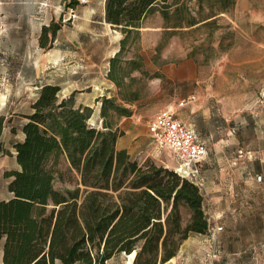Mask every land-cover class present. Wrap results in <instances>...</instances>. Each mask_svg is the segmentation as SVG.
<instances>
[{
  "label": "trees",
  "instance_id": "trees-1",
  "mask_svg": "<svg viewBox=\"0 0 264 264\" xmlns=\"http://www.w3.org/2000/svg\"><path fill=\"white\" fill-rule=\"evenodd\" d=\"M79 4L64 0L65 9ZM235 5L236 0H105V21L124 35L108 72L121 99L139 98L137 90L125 92L137 80L134 71L158 75L143 70L138 54H123L139 38L145 18L159 14L163 41L203 28L209 36L220 28L219 15ZM60 27L57 21L42 26L39 47L51 48ZM220 48L221 41L215 51ZM59 91L57 85L39 86L31 111L23 115V138L13 144L18 168L3 174L11 178V197L0 201L2 264H107L121 254L132 264H165L184 240L209 232L203 191L195 182L117 149L123 134L117 120L131 115L130 108L103 96L97 127L90 122L92 108L76 106L73 94L62 98ZM67 172L74 188L57 189L56 180Z\"/></svg>",
  "mask_w": 264,
  "mask_h": 264
},
{
  "label": "rangeland",
  "instance_id": "rangeland-1",
  "mask_svg": "<svg viewBox=\"0 0 264 264\" xmlns=\"http://www.w3.org/2000/svg\"><path fill=\"white\" fill-rule=\"evenodd\" d=\"M78 1V8L65 9L64 0H0V117L4 118L0 134L1 198L7 197L3 171L15 166L12 158L13 143L23 138V115L31 111L30 106L38 95L37 80L50 74L54 81L61 82L65 87L66 83L83 76L84 72L80 64H83L85 58L82 56L78 60L77 54L72 51L73 46L90 47L97 54L101 47H106V42H110L103 38V41L84 44L82 39L87 37L84 31L88 22L83 15L86 10H93V15H98L103 0ZM51 19L61 21L57 35L63 41H68L64 44L69 47L67 54L54 48L45 50L39 47L40 27L49 24ZM162 24L158 13L145 18L140 35L143 39L138 38L133 51L139 53L144 47L145 52L151 55L153 64L170 65L180 69L181 73L184 70L194 74L198 83L193 88L196 86L205 94H212L222 119L230 111L229 101L239 104L240 109L243 99L242 85H250V91L244 93L247 95L245 101L260 100L264 103V0H236L234 10L219 15L220 28L209 36L208 30L203 28L190 33L181 32L163 41ZM92 25H96L90 26L92 32L100 30L105 37L104 29H99L97 24ZM220 41L222 48L218 52L215 48ZM210 42L215 47L214 50L209 49ZM158 43L162 45L157 52ZM52 57L56 60L62 58L64 61H71L75 57L77 63L71 62L62 66L58 64L59 59L54 64L58 68L51 71ZM136 78L125 92L129 94L130 91L137 90L139 98H153L142 109L146 120L153 118L159 110L173 106L169 96L176 88L175 85L155 76L138 74ZM207 84L211 85L212 90H205L204 86ZM180 88L183 90L186 85H178V90ZM150 142L149 147L136 158L139 161L150 158L159 165L173 169L177 165L174 154L168 149L155 146L151 139ZM206 157L200 162L203 167L210 158ZM211 158L217 160L225 157ZM66 167L67 164L62 161L60 168L63 172ZM69 175L67 172L64 179L56 180L55 187L59 190L74 188V183L68 181ZM214 233L192 235L184 240L170 264H228L238 260L237 255L223 254L212 244L210 235ZM130 260V256L121 254L111 258L107 264H132ZM241 260L244 264H264V252H252L246 255V259L244 257Z\"/></svg>",
  "mask_w": 264,
  "mask_h": 264
},
{
  "label": "crops",
  "instance_id": "crops-1",
  "mask_svg": "<svg viewBox=\"0 0 264 264\" xmlns=\"http://www.w3.org/2000/svg\"><path fill=\"white\" fill-rule=\"evenodd\" d=\"M104 1L98 15H93V10L85 11L83 18L87 20L88 27L84 33L87 37H83L82 40L85 45L94 41H103V38L110 42H106V47H101L97 54L90 47L73 46L72 48L73 53L77 54L78 60H81L82 56L85 58L83 64H80L84 70L83 76H78L74 81L66 83L65 87L61 82L54 81L50 74H46L45 78H39L37 82L39 86L43 84L57 85L60 87L61 97L73 94L76 106L92 108L90 121L97 127H100L102 123L100 106L103 96L115 97L118 103L130 108L131 115L120 117L117 120V127L123 134L118 137L116 147L125 149L131 157L136 158L151 143L147 125L152 118L146 120L142 109L153 98L150 96L125 102L121 99L119 87L108 78L109 61L119 52L124 35L105 21ZM51 21L56 20L51 19ZM92 24H97L99 29H104L105 37L100 30L92 32L90 26H96ZM142 30L141 27L139 39H143L142 36L140 37ZM63 40L56 35L53 46L45 50L54 48L56 51H64L67 54L69 47L64 44L68 41ZM134 46L135 43L131 45L128 42L126 44L123 50L125 59H131L138 54L143 70L147 74H158L155 76L157 79H163L165 82L175 85L176 88L169 96L173 101V106L190 94L196 95L194 102L177 109V117L194 130L196 137L203 141L208 149L207 156L210 158L206 160L205 166L198 164L199 173L203 178V203L209 229L221 227V230H216L213 235H210V241L223 254L232 253L238 256V260L235 259L228 264H241L243 263L241 259L244 257L246 259V255H250L252 252H264V105H262L264 103L260 100L245 101L244 98L247 95L244 93L250 91V85H242L243 99L240 109L239 104H234L233 100L229 101L231 102L230 111H227L225 119H222L212 94H205L196 86L193 88L198 83L194 74L184 70L181 73L180 69L170 65H155L151 60V55L145 52L144 47L139 53H135ZM152 52L154 51L152 50ZM59 59L56 60L52 57L51 71L53 68H58L54 66L57 61L62 66L71 62L77 63L75 57L71 61ZM138 74L140 75L138 71H134L131 75L136 77ZM125 81H128L127 78ZM178 85H186V88L178 90ZM204 87L205 90L210 88L212 90L211 85L207 84ZM211 157L225 158L216 160ZM12 158L15 166L5 169L3 174L5 171L18 168L14 148ZM176 167L177 165L173 166V169ZM4 178L7 190L11 178ZM10 197L11 194L7 190V197H0V201ZM172 259L165 264L172 263ZM248 260H250L249 256ZM0 264H2V241H0Z\"/></svg>",
  "mask_w": 264,
  "mask_h": 264
},
{
  "label": "built area",
  "instance_id": "built-area-1",
  "mask_svg": "<svg viewBox=\"0 0 264 264\" xmlns=\"http://www.w3.org/2000/svg\"><path fill=\"white\" fill-rule=\"evenodd\" d=\"M196 95L190 94L177 102L159 110L148 122L147 128L151 141L161 149L170 150L176 160L174 169L178 174L195 182L202 190L203 178L198 164L203 161L208 149L206 144L196 137L194 130L177 117V109L194 102ZM221 230V227L210 228V232Z\"/></svg>",
  "mask_w": 264,
  "mask_h": 264
},
{
  "label": "water",
  "instance_id": "water-1",
  "mask_svg": "<svg viewBox=\"0 0 264 264\" xmlns=\"http://www.w3.org/2000/svg\"><path fill=\"white\" fill-rule=\"evenodd\" d=\"M134 258V257H133Z\"/></svg>",
  "mask_w": 264,
  "mask_h": 264
}]
</instances>
